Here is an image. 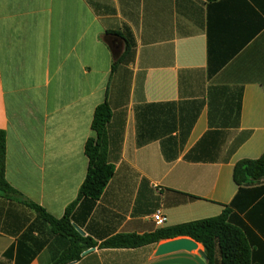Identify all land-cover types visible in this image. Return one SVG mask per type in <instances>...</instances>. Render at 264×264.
Wrapping results in <instances>:
<instances>
[{
    "label": "crops",
    "instance_id": "obj_1",
    "mask_svg": "<svg viewBox=\"0 0 264 264\" xmlns=\"http://www.w3.org/2000/svg\"><path fill=\"white\" fill-rule=\"evenodd\" d=\"M104 101L114 174L75 205L82 236L100 244L219 216L238 193L235 164L264 153V0H0L6 181L55 219L77 198ZM231 210L251 264H264V192ZM66 243L0 195V261L52 264ZM156 247L94 248L70 264H206Z\"/></svg>",
    "mask_w": 264,
    "mask_h": 264
},
{
    "label": "trees",
    "instance_id": "obj_2",
    "mask_svg": "<svg viewBox=\"0 0 264 264\" xmlns=\"http://www.w3.org/2000/svg\"><path fill=\"white\" fill-rule=\"evenodd\" d=\"M114 66L115 63L112 64V69ZM110 118L111 111L106 101L95 107L90 126L93 136L89 137L84 145V155L87 158L86 175L76 200L66 207L60 219L47 214L43 208L26 199L8 184L5 177L6 136L5 132L0 130V195L32 210L49 226L54 235L66 240L65 249L52 259V264H70L78 261L81 255L91 248L137 249L181 238L190 239L202 247L206 264H251L248 243L241 228L235 224L231 209L236 207L237 199L243 193L251 191L259 196L264 192V185L256 189H247L264 179V153L256 160H242L235 164L232 178L238 193L230 206L224 207L217 217L160 228L144 235L120 234L100 244L76 232L71 223L75 205L82 198L98 200L114 174V169L107 158V127ZM8 256L9 252H6L4 259H9ZM0 264L6 263L0 261Z\"/></svg>",
    "mask_w": 264,
    "mask_h": 264
},
{
    "label": "water",
    "instance_id": "obj_3",
    "mask_svg": "<svg viewBox=\"0 0 264 264\" xmlns=\"http://www.w3.org/2000/svg\"><path fill=\"white\" fill-rule=\"evenodd\" d=\"M73 227L76 230V232L79 233L81 236L84 234L78 227L74 225ZM93 250L94 248H91L88 251L84 252L83 254ZM193 251H198L199 255L206 261V257L203 251L198 249V244L187 238L174 239L160 243L156 247L155 256L160 257V256H165L179 252L191 253Z\"/></svg>",
    "mask_w": 264,
    "mask_h": 264
},
{
    "label": "built area",
    "instance_id": "obj_4",
    "mask_svg": "<svg viewBox=\"0 0 264 264\" xmlns=\"http://www.w3.org/2000/svg\"><path fill=\"white\" fill-rule=\"evenodd\" d=\"M153 221L157 227H162L167 223V217L161 212V210H157L153 215Z\"/></svg>",
    "mask_w": 264,
    "mask_h": 264
},
{
    "label": "rangeland",
    "instance_id": "obj_5",
    "mask_svg": "<svg viewBox=\"0 0 264 264\" xmlns=\"http://www.w3.org/2000/svg\"><path fill=\"white\" fill-rule=\"evenodd\" d=\"M198 249L202 250V247L199 245V246H198ZM194 253H195L196 255H198V252H197V251H195Z\"/></svg>",
    "mask_w": 264,
    "mask_h": 264
}]
</instances>
